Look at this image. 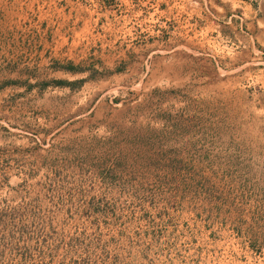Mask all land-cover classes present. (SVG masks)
Returning a JSON list of instances; mask_svg holds the SVG:
<instances>
[{"label": "rangeland", "instance_id": "obj_1", "mask_svg": "<svg viewBox=\"0 0 264 264\" xmlns=\"http://www.w3.org/2000/svg\"><path fill=\"white\" fill-rule=\"evenodd\" d=\"M258 25L264 0H0V264H264Z\"/></svg>", "mask_w": 264, "mask_h": 264}, {"label": "crops", "instance_id": "obj_2", "mask_svg": "<svg viewBox=\"0 0 264 264\" xmlns=\"http://www.w3.org/2000/svg\"><path fill=\"white\" fill-rule=\"evenodd\" d=\"M252 29L254 31V27ZM256 29H257V37H256L257 40L264 44V42H263L264 41V26L263 25H261V26L258 25V26H256Z\"/></svg>", "mask_w": 264, "mask_h": 264}]
</instances>
